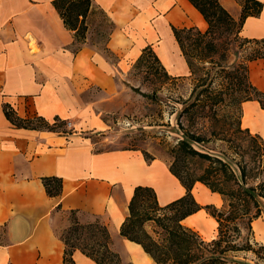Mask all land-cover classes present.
<instances>
[{"label":"crops","instance_id":"1","mask_svg":"<svg viewBox=\"0 0 264 264\" xmlns=\"http://www.w3.org/2000/svg\"><path fill=\"white\" fill-rule=\"evenodd\" d=\"M53 2L0 0V264H64L62 233L72 210L82 222L100 218L106 223L113 247L129 262L157 264L120 229L137 185L152 186L162 205L186 193L170 162L161 156L147 159L141 147L96 149L91 137L75 130L17 127L4 103L21 117L41 115L52 121L60 116L79 131L104 129L109 121L103 115L122 112L127 105L121 102L118 71L130 70L131 61L150 45L170 75H189L172 26L205 30L208 23L190 0H94L115 23L107 46L118 58L111 62L88 42L74 52V32ZM220 2L240 17L239 0ZM242 33L264 37V7L245 20ZM114 93L121 99L114 101ZM107 95L110 100L103 102ZM45 176L63 179L60 196L47 193ZM193 193L201 204L224 201L200 181ZM183 222L205 238L215 237L218 222L205 208ZM73 256L77 264H98L80 249Z\"/></svg>","mask_w":264,"mask_h":264},{"label":"trees","instance_id":"2","mask_svg":"<svg viewBox=\"0 0 264 264\" xmlns=\"http://www.w3.org/2000/svg\"><path fill=\"white\" fill-rule=\"evenodd\" d=\"M190 1L204 15L208 26L205 30L196 25L172 26L190 74L195 76V86L183 109L187 122L178 121L181 137L171 148L170 170L186 187V193L162 205L152 186L137 185L120 233L140 243L157 264H232L233 252L244 250L260 255L259 249H264L263 244L257 249L252 237V221L261 215L264 206V138L249 127H242L241 120L242 104L246 101L256 100L264 109V90L250 77V62L264 61V37L241 35L245 20L260 15L264 3L239 0L242 10L236 19L220 0ZM53 3L66 27L74 32L75 53L86 42L88 19L96 9L104 12L111 23L109 38L114 31L115 23L94 0ZM104 49L110 51L108 46ZM148 53L169 74L150 45L137 61L146 60ZM227 104L233 108L229 120L218 118L221 107ZM4 111L17 127L72 133L59 128L67 123L60 116L52 121L41 115L21 117L10 103H4ZM144 154L147 159L153 158L146 151ZM198 181L222 195L223 208L201 204L196 199L193 187ZM43 182L49 195L62 194L61 177L45 176ZM202 208L218 222V234L211 239L183 222ZM70 216L71 224L62 233L66 244L64 264H77L73 256L77 249L98 264H133L125 262L113 247L108 225L100 218L82 222L76 210ZM147 224L153 226L151 231Z\"/></svg>","mask_w":264,"mask_h":264},{"label":"rangeland","instance_id":"3","mask_svg":"<svg viewBox=\"0 0 264 264\" xmlns=\"http://www.w3.org/2000/svg\"><path fill=\"white\" fill-rule=\"evenodd\" d=\"M88 21L89 30L86 42L97 50L99 49L111 62H116L117 55L104 49L108 44V32L111 29V23L105 18L104 12L96 9ZM241 35L245 36L242 32ZM232 58L234 59L235 56ZM137 60L138 57L131 61L130 70L118 71L119 73L116 75L123 81L120 94L122 101H120L127 105L122 112L103 115L109 121L108 127L79 131L74 129L71 120L67 119V123L59 128L70 130L72 133L75 130L81 135L91 137L95 142V148L99 150L115 147H141L150 157L161 156L171 162V148L176 145L182 133L178 121L187 122V112L183 109L195 86V76L191 74L182 76L167 74L157 64L151 53L147 54L146 60L143 62L139 63ZM250 77L254 84L264 90V61L250 62ZM114 94V101L121 99V97L117 98V93ZM102 96L104 94L100 93L99 97ZM105 97L107 99L103 102L110 100L108 98L110 96ZM110 104L116 106L113 101ZM244 104H242V113H244ZM259 108L262 110L260 106ZM232 109L231 105L228 104L222 106L218 118L229 120ZM241 118L242 127H247L243 124V116ZM201 121H204L205 124L209 123L208 120ZM250 130L253 133L261 134V132L251 128ZM261 135L264 138V135ZM224 205L225 202L223 201L217 207L223 208ZM257 221L262 224V229L258 230L254 227ZM252 226V237L257 242L254 245L258 249L260 245H264V206L261 215L252 221ZM147 228L151 231L153 226L147 224ZM243 232L246 234L247 229H244ZM217 234L218 225L215 229V236ZM72 239L75 240L73 235ZM259 250L260 255L253 251L233 252L234 262L232 264H264V249ZM123 259L125 262H129L126 257Z\"/></svg>","mask_w":264,"mask_h":264},{"label":"bare ground","instance_id":"4","mask_svg":"<svg viewBox=\"0 0 264 264\" xmlns=\"http://www.w3.org/2000/svg\"><path fill=\"white\" fill-rule=\"evenodd\" d=\"M243 124L252 130L261 132V134L264 135V109L260 110L259 103L257 101L255 103L249 102L244 104ZM196 196L199 197L197 192ZM254 227L258 230L262 229V224L257 221L255 222Z\"/></svg>","mask_w":264,"mask_h":264}]
</instances>
